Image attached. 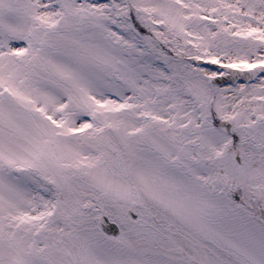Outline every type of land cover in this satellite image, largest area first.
I'll list each match as a JSON object with an SVG mask.
<instances>
[{"label":"snow or ice","instance_id":"snow-or-ice-1","mask_svg":"<svg viewBox=\"0 0 264 264\" xmlns=\"http://www.w3.org/2000/svg\"><path fill=\"white\" fill-rule=\"evenodd\" d=\"M0 264H264V0H0Z\"/></svg>","mask_w":264,"mask_h":264}]
</instances>
